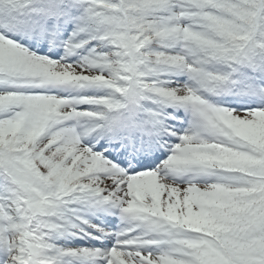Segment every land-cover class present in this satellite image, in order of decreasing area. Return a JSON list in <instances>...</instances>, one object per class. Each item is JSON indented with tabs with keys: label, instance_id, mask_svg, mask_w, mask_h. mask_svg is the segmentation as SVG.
<instances>
[{
	"label": "snow or ice",
	"instance_id": "6c2138e0",
	"mask_svg": "<svg viewBox=\"0 0 264 264\" xmlns=\"http://www.w3.org/2000/svg\"><path fill=\"white\" fill-rule=\"evenodd\" d=\"M0 264H264V0H0Z\"/></svg>",
	"mask_w": 264,
	"mask_h": 264
}]
</instances>
